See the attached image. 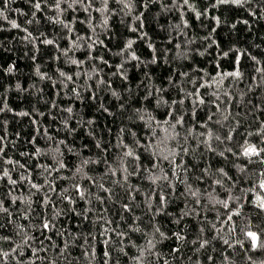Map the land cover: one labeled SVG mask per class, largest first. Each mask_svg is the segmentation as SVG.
I'll list each match as a JSON object with an SVG mask.
<instances>
[{
  "label": "trees",
  "instance_id": "trees-1",
  "mask_svg": "<svg viewBox=\"0 0 264 264\" xmlns=\"http://www.w3.org/2000/svg\"><path fill=\"white\" fill-rule=\"evenodd\" d=\"M262 182L264 0H0V264H264Z\"/></svg>",
  "mask_w": 264,
  "mask_h": 264
},
{
  "label": "snow or ice",
  "instance_id": "snow-or-ice-1",
  "mask_svg": "<svg viewBox=\"0 0 264 264\" xmlns=\"http://www.w3.org/2000/svg\"><path fill=\"white\" fill-rule=\"evenodd\" d=\"M219 2H224V0H219ZM235 3H240V0H234ZM37 7H39V5H37ZM14 26H16L14 24ZM49 43H51V41H49ZM130 46V45H129ZM232 75H236L238 76L239 75V72H236V73H232ZM182 102V101H181ZM201 103H203V100L200 101ZM182 117H181V120L180 121H177V123H180L182 122ZM165 123H167V121H165ZM172 127L174 128L175 125H172ZM178 135V133H177ZM245 155H251V154H259L257 152V149L254 147V146H250L249 148L245 149V152H244ZM127 155H132L131 151H129L127 153ZM63 166V165H62ZM33 187H36V185H33ZM260 187L262 189H264V182L261 183ZM79 191V189H77ZM261 206L264 207V201L261 202ZM49 227V225L47 223L44 224V228L47 229ZM249 237L252 239L253 241V245L255 246L256 242H257V236L255 233H252V232H249L248 233Z\"/></svg>",
  "mask_w": 264,
  "mask_h": 264
}]
</instances>
